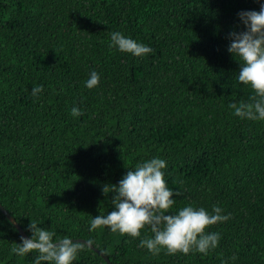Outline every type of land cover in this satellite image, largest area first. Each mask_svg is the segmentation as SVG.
<instances>
[{
  "label": "trees",
  "instance_id": "obj_1",
  "mask_svg": "<svg viewBox=\"0 0 264 264\" xmlns=\"http://www.w3.org/2000/svg\"><path fill=\"white\" fill-rule=\"evenodd\" d=\"M242 9L259 0H0V204L27 236L34 218L91 238L72 264H107L101 252L112 264H264V120L230 107L254 99L227 50ZM113 30L153 51L110 48ZM91 69L100 80L88 88ZM152 156L177 189L168 211L230 213L206 228L221 233L214 249L152 253L138 245L147 225L137 237L89 231L112 208L104 185ZM21 236L0 210V264H33L36 250L11 251Z\"/></svg>",
  "mask_w": 264,
  "mask_h": 264
},
{
  "label": "clouds",
  "instance_id": "obj_2",
  "mask_svg": "<svg viewBox=\"0 0 264 264\" xmlns=\"http://www.w3.org/2000/svg\"><path fill=\"white\" fill-rule=\"evenodd\" d=\"M243 29L229 31L227 50L239 61L240 67L236 79L254 90L251 102H233L230 107L234 114L249 120H264V0H259V10L242 9L238 11ZM110 48L143 57L153 51L150 44L125 35L120 30L110 32ZM100 80V73L91 69L85 85L95 87ZM43 85L35 84L31 94L38 96ZM74 116L81 110L76 105L71 107ZM167 161L160 156H152L127 167L115 184H105L104 193L111 191L112 208L106 214L92 216L89 231L108 226L112 232L127 233L132 237L141 236L140 230L150 226L152 235L142 236L138 245L146 247L152 253L166 249L169 253L177 251L189 253L198 251L207 253L214 249L221 238L219 231H206L207 226L228 219L230 213L213 204L211 211L204 206L188 203L175 211H168L175 204L177 189L169 187L164 169ZM38 219H30V236H21L20 242L11 251L24 256L36 250L33 264L42 261L51 264H72L85 245L93 241L74 240L69 234L57 236L53 230L39 226ZM221 264H227L221 261Z\"/></svg>",
  "mask_w": 264,
  "mask_h": 264
},
{
  "label": "water",
  "instance_id": "obj_3",
  "mask_svg": "<svg viewBox=\"0 0 264 264\" xmlns=\"http://www.w3.org/2000/svg\"><path fill=\"white\" fill-rule=\"evenodd\" d=\"M0 210L2 211V213L14 224V226L18 229V231L20 232V234L22 236L27 237L26 233L24 232V230L21 228V226L19 225V223L14 219V217L12 215L9 214V212L0 204ZM75 240H79V241H85L83 239H75ZM101 255L104 257L105 261L107 262V264H112L109 260V258L104 255L101 252Z\"/></svg>",
  "mask_w": 264,
  "mask_h": 264
}]
</instances>
